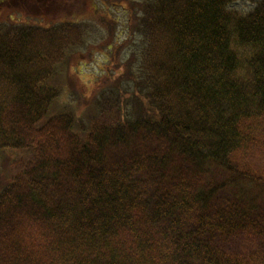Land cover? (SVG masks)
Returning a JSON list of instances; mask_svg holds the SVG:
<instances>
[{
	"label": "trees",
	"instance_id": "1",
	"mask_svg": "<svg viewBox=\"0 0 264 264\" xmlns=\"http://www.w3.org/2000/svg\"><path fill=\"white\" fill-rule=\"evenodd\" d=\"M237 1L98 0L110 14L135 11L148 104L87 128L73 112L52 113L57 65L112 21L0 22V153L23 144L21 119L36 135V160L0 187V264H44L26 240L31 229L51 232L60 257L49 264H243L204 238L207 228L259 223L253 210L264 200V179L233 159L248 139L240 122L264 115V0L248 11ZM148 134L162 152L108 161L113 148ZM228 192L233 200L215 208Z\"/></svg>",
	"mask_w": 264,
	"mask_h": 264
},
{
	"label": "rangeland",
	"instance_id": "2",
	"mask_svg": "<svg viewBox=\"0 0 264 264\" xmlns=\"http://www.w3.org/2000/svg\"><path fill=\"white\" fill-rule=\"evenodd\" d=\"M50 2L51 4L45 6L38 3L33 5L32 2L21 6L18 0H0V22L8 19L12 22L29 21L46 26L57 19L85 21L89 18L94 20L95 16H103L112 21L110 31L98 26L94 30V35L69 51L70 57L67 61L65 59L57 65L55 82L58 84L60 94L51 107L52 113L73 112L78 124H84L87 128L91 123L111 124L117 118H124L126 113L137 112L139 103L147 107L148 97L135 55L140 36L136 28L138 20L135 11L125 9L121 5L112 8L110 14L101 5L96 9L98 0H50ZM123 4L128 5V2ZM253 6L251 0H240L232 4V7L242 11H248ZM94 9L97 10L95 14ZM24 121L20 120L23 144L18 149H4L0 153V187L21 170L31 167L36 160V154L32 150V137L36 135L34 129L28 127L30 123ZM240 128L247 134L248 139L245 147L233 154V159L235 163L250 168L256 176L264 179V115L256 119L242 120ZM164 147L160 138L148 134L138 137L127 146L113 148L108 161L116 164L138 151L159 154ZM209 179V176L205 175L200 181L204 183ZM150 183L149 190H154L157 188L156 184H159L153 176ZM228 200H233L231 193L221 194L217 198L215 208L222 204L226 205ZM253 216L260 224L250 221L245 227L240 226L236 230L227 231L207 228L204 238L214 245L222 257H232L236 262L252 264L259 256L264 258V231L261 227L264 225L261 221L264 219V200L255 207ZM35 230L25 232L31 248L39 250L44 264H49L52 259L56 261L60 255L51 248L53 238L51 232L43 229L42 233H38ZM121 236L125 244H131L132 234L124 231Z\"/></svg>",
	"mask_w": 264,
	"mask_h": 264
}]
</instances>
